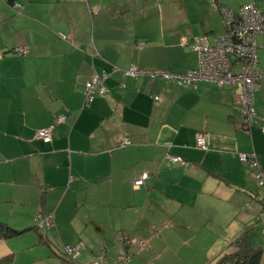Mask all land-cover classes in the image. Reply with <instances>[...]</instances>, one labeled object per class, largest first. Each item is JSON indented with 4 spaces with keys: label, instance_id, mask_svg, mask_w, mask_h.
<instances>
[{
    "label": "crops",
    "instance_id": "obj_1",
    "mask_svg": "<svg viewBox=\"0 0 264 264\" xmlns=\"http://www.w3.org/2000/svg\"><path fill=\"white\" fill-rule=\"evenodd\" d=\"M0 1V224L17 231L0 232V264L18 260L17 251L65 264L60 243L77 244L78 235L98 245L83 246L81 262L105 247L102 264H217L246 230L264 264V186L238 158L255 151L264 171V34L256 37V113L244 119L236 84L191 89L122 72L196 68L197 52L182 38L212 43L225 30L209 0ZM250 1L218 0L233 10ZM16 46L29 52L17 55ZM103 71L109 98L85 104V83ZM60 114L66 121L43 142L37 131ZM198 131L207 150L196 147ZM167 155L186 163L166 165ZM142 172L150 178L135 188ZM38 215L53 227L37 228ZM125 235L145 245L126 247L121 262Z\"/></svg>",
    "mask_w": 264,
    "mask_h": 264
},
{
    "label": "built area",
    "instance_id": "obj_2",
    "mask_svg": "<svg viewBox=\"0 0 264 264\" xmlns=\"http://www.w3.org/2000/svg\"><path fill=\"white\" fill-rule=\"evenodd\" d=\"M214 10L220 12L225 30L222 34L215 37L210 43L204 36L196 37L193 40L182 38V45H189L198 55V66L196 68H188L183 73H174L166 69H145L131 64L129 67L122 69L123 74L139 77L145 76L149 79L162 78L164 81H171L175 84L196 89L199 81H210L219 87L239 86L236 100L241 105L240 113L244 119L256 113L255 93L260 88V80L262 71L258 64V53L256 37L264 34V9L259 8L255 1L244 3L237 10L230 9L221 5L218 0H209ZM142 44H139L141 46ZM93 45L91 44V48ZM92 50V49H91ZM17 55H25L29 52L25 46H16L13 51ZM93 55H97L93 51ZM1 56V54H0ZM108 73L103 71L95 74L85 83L84 102H91L97 95L109 98V90L104 84ZM154 99H160L154 96ZM66 121V115H56L54 120L47 126L41 127L37 131V136L43 142H50L55 127ZM243 131L249 129L247 122L239 125ZM207 134L204 131H198L195 134L196 147L201 150H207L206 144ZM130 141L123 139L119 142L120 146L128 145ZM239 160L253 169V178L258 186H264V171L260 166V162L255 151L250 153H238ZM166 165L185 164L186 161L179 155H167ZM150 178L148 172H142L137 179L134 180V187L138 188L145 185ZM264 200H262V203ZM250 208L249 203L246 205ZM37 228H51L54 221L51 216L38 215L34 219ZM264 232V229H262ZM123 247L118 253V261H129V254L126 247L136 244L143 247L145 240L142 238L125 235L121 237ZM105 247L101 248L93 259L86 262L78 260L80 255V246L77 244L63 245V255L71 262V264H102L104 262Z\"/></svg>",
    "mask_w": 264,
    "mask_h": 264
},
{
    "label": "trees",
    "instance_id": "obj_3",
    "mask_svg": "<svg viewBox=\"0 0 264 264\" xmlns=\"http://www.w3.org/2000/svg\"><path fill=\"white\" fill-rule=\"evenodd\" d=\"M0 232H3L4 234H6L7 232L17 233V231L11 230L6 226H4L3 224H0ZM229 244L231 245V247H233V250L230 252H224L219 257H217V264H224L226 262H230L232 264L260 263L262 248L259 246L257 247L252 246L247 230L238 234ZM63 257L65 264H71V262L64 255Z\"/></svg>",
    "mask_w": 264,
    "mask_h": 264
},
{
    "label": "rangeland",
    "instance_id": "obj_4",
    "mask_svg": "<svg viewBox=\"0 0 264 264\" xmlns=\"http://www.w3.org/2000/svg\"><path fill=\"white\" fill-rule=\"evenodd\" d=\"M147 2V4H152L153 3V0H147L146 1ZM5 5H7V3L5 2V1H3V2H1L0 1V9L2 8V7H4ZM17 10V9H16ZM18 11V10H17ZM235 223H237V221L235 222ZM258 229L260 228L259 226L257 227ZM261 229V228H260ZM155 232V231H154ZM80 236V237H79ZM130 236H133V237H137V236H134V235H130ZM77 238H78V240H77V245H79L80 246V249H82L83 248V246L85 247L86 246V248H88V249H91L92 248V250L93 251H96L95 249V247L97 246L98 247V245H96V244H93V245H88L86 242L87 241H90L91 240V238H90V236H88V235H78L77 236ZM137 238H140V237H137ZM61 245H60V247L58 246V245H56V246H58L59 248H60V250L61 251H63V245L64 244H62V243H60ZM74 245V244H73ZM132 245H136V244H132ZM82 251V250H81ZM100 251V247H99V249L97 250V253ZM16 255H18V260H16V261H12V262H10V263H8V264H46L45 262H42V263H38V262H30V255H29V253L28 252H25V251H17L16 252ZM25 258H27L28 260L26 261V263H25ZM227 264H232V263H227Z\"/></svg>",
    "mask_w": 264,
    "mask_h": 264
}]
</instances>
